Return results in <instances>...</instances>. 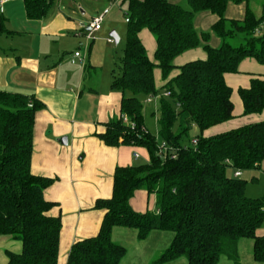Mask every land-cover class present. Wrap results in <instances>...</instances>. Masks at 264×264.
Returning a JSON list of instances; mask_svg holds the SVG:
<instances>
[{
  "label": "trees",
  "instance_id": "16d2710c",
  "mask_svg": "<svg viewBox=\"0 0 264 264\" xmlns=\"http://www.w3.org/2000/svg\"><path fill=\"white\" fill-rule=\"evenodd\" d=\"M23 1L30 20L43 19L53 3ZM251 1L187 0L186 9L170 0H123L128 4L126 47L121 74L112 83L123 94L121 114L99 137L108 146L145 148L149 162L115 169L111 199L96 204L106 212L98 235L75 243L67 264H120L127 251L112 240L115 227L136 229L141 240L154 230L173 233L170 247L155 264L180 258L188 264H219L223 256L240 264L238 243L243 238L254 240V260L264 264V236L257 235L264 226V198L248 197L246 180L228 174L230 169L250 171L264 162V121L204 136L234 118L233 90L226 84V74L239 73L247 58L264 65V35L258 36L264 18H256ZM230 4L246 5L243 21L225 18ZM204 12L219 17L213 26L222 40L219 48L209 45L210 33L199 34L195 28V16ZM145 29L156 38L155 62L140 39ZM238 37L243 42L233 46ZM202 43L207 59L175 65L177 57ZM156 68L166 82L160 90ZM176 69L179 74L170 78ZM162 91L170 96L160 99L158 141L145 126L142 98ZM239 95L245 116L264 112V78L252 80ZM41 108L33 98L0 91V237L22 243L20 254L7 252V264L59 261L62 221L49 215L55 204L44 196L55 180L31 171L35 115ZM124 115L135 123L134 130L123 123ZM194 127L199 134L185 142ZM162 142L174 149L176 159L159 156ZM138 190L157 195L158 213L132 209L130 200Z\"/></svg>",
  "mask_w": 264,
  "mask_h": 264
},
{
  "label": "crops",
  "instance_id": "0c3cea01",
  "mask_svg": "<svg viewBox=\"0 0 264 264\" xmlns=\"http://www.w3.org/2000/svg\"><path fill=\"white\" fill-rule=\"evenodd\" d=\"M170 1L189 9L187 0ZM121 2L53 0L47 15L41 20L27 18L23 0L0 6V91L24 95L42 105L35 115L31 171L36 176L55 180L44 196L55 204L49 215L62 221L58 264H67L75 243L98 235L106 212L97 209L96 204L98 200L111 199L115 169L136 166L138 159L134 154L144 158L143 151L147 152L149 162V153L145 148L108 146L99 137L106 133L108 124L121 114L123 94L115 90L112 83L116 77V57L123 55L125 48L120 51L118 46L113 47L115 43H110L108 38L109 33H115L113 30L117 29L118 20L110 14ZM88 7H93L96 14L109 10L104 22L110 16L107 24H102L101 30L94 32L91 38L87 37L92 22ZM250 8L257 19L264 18V0H252ZM245 14V4H230L225 18L228 21H243ZM218 20L219 17L210 12L195 16V28L199 34H211L209 45L213 48L222 45V40L213 32ZM262 33L264 35V21L258 36ZM140 39L148 57L155 62L156 40L146 29L140 33ZM121 42L122 39L117 45ZM76 52L81 53V59L72 63ZM205 59L207 53L202 43L200 47L177 57L175 65L181 67ZM154 74L156 87L160 90L166 82L160 69L156 68ZM178 74L179 69H176L170 78ZM257 78H264V65L254 58L243 60L239 73L226 74V84L233 90L234 118L207 130L205 137L264 121V112L244 115L239 95L240 89L250 88L251 81ZM145 126L148 129L146 123ZM262 168L264 162L251 171H261ZM246 173L242 172L240 178L245 179ZM130 205L141 214L159 211L157 195L145 190L136 191ZM257 235L264 236V226L257 231ZM173 239V233L160 230L152 231L145 240H141L138 230L133 228L115 227L112 232V240L127 251L120 264H155V259L170 247ZM254 245L253 239L239 241L240 264H263L254 260ZM7 252L20 254L22 243L11 237H0V264L8 263ZM167 264H188V261L180 258ZM219 264L235 263L223 256Z\"/></svg>",
  "mask_w": 264,
  "mask_h": 264
},
{
  "label": "rangeland",
  "instance_id": "374dc122",
  "mask_svg": "<svg viewBox=\"0 0 264 264\" xmlns=\"http://www.w3.org/2000/svg\"><path fill=\"white\" fill-rule=\"evenodd\" d=\"M123 1V0H122ZM84 2V1H83ZM124 2H121L116 9L110 14V16L114 15L116 16V18H118L117 20V29L113 30V32H115L120 39H122V42L117 45L116 43L114 44L113 47H119L120 51L124 50L125 45H126V36H127V13H128V4H123ZM86 5V4H85ZM90 12V16L92 17L91 20H93L94 18L103 15L105 11L96 14L95 12H93L91 7H88ZM77 11L80 15H82V11L77 8ZM108 16L105 20V22L103 23V25H106L108 22L109 17ZM90 20V21H91ZM112 32V31H111ZM151 33V32H150ZM151 35L153 36V38L156 40V38L154 37V35L151 33ZM263 36V33L262 35ZM108 38H112L111 34L109 33ZM243 41L241 40V37H238L236 40H234L232 42L233 46H239L241 45ZM124 55V52H123ZM123 55L119 54L118 57H116V63L114 66V70H115V74L116 76H119L121 74V66H122V59H123ZM153 60L155 61V55L153 57ZM158 88H161V82L162 79H158ZM161 80V82H160ZM159 100H155L152 99L149 102L148 98H142V103L144 106V116H145V123L150 131V133L157 137L158 141H160V136H159V126H158V117H159ZM151 103V104H150ZM153 103V104H152ZM199 134V130L195 127L192 130H190L189 133V137L186 138L185 142H190L193 139L196 138V136ZM145 153V157L144 158H140L136 161L137 165H143L148 163L147 159H148V155L146 151H143ZM255 171V170H254ZM264 168L261 169V171H247L246 175H245V180L247 182V195L250 198H264ZM228 174L233 176L234 172L232 169H230L228 171Z\"/></svg>",
  "mask_w": 264,
  "mask_h": 264
},
{
  "label": "built area",
  "instance_id": "2783aa9c",
  "mask_svg": "<svg viewBox=\"0 0 264 264\" xmlns=\"http://www.w3.org/2000/svg\"><path fill=\"white\" fill-rule=\"evenodd\" d=\"M12 1H14V0H0V6L2 7L5 4H7L9 2H12ZM108 12H109V10H106V12L103 15H100V16H98V17H96V18H94L92 20V22L90 24L91 30H90V32L87 35L88 38H91L94 32H98V31L101 30L102 24L104 22V19H105L106 15L108 14ZM127 22H128V20H127ZM109 42L114 44L115 43V40L113 38H110L109 39ZM76 59H81V53L80 52H76L74 54V57L71 59L72 63H75L76 62ZM169 96H170V93L169 92H164L162 95H157V96H154V97H149V101L152 100V99L158 98V97L161 98V97H169ZM30 107H32V104H30ZM121 118H122L123 123L125 125H128L133 130L136 128L135 123L134 122H131L130 119L127 116L124 115ZM143 130L145 132H147L146 128H143ZM193 143H194V145H196L197 144V141L194 140ZM158 154H159V156L163 160L176 159V155L174 153V149L170 148L165 142H162L159 145ZM134 157H135V159H139L140 158V155L138 153H135L134 154ZM234 176L236 178H240L242 176V171H240V170L235 171Z\"/></svg>",
  "mask_w": 264,
  "mask_h": 264
},
{
  "label": "water",
  "instance_id": "95a60500",
  "mask_svg": "<svg viewBox=\"0 0 264 264\" xmlns=\"http://www.w3.org/2000/svg\"><path fill=\"white\" fill-rule=\"evenodd\" d=\"M88 30H91V27H88ZM111 36H112V38L115 40V43L118 44L119 41H120L119 36H118L116 33H112ZM63 142L66 143L67 140L64 139Z\"/></svg>",
  "mask_w": 264,
  "mask_h": 264
}]
</instances>
